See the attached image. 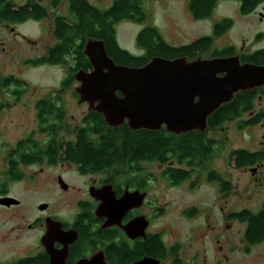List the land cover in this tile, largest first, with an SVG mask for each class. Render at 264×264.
Wrapping results in <instances>:
<instances>
[{
	"label": "flooded vegetation",
	"instance_id": "flooded-vegetation-1",
	"mask_svg": "<svg viewBox=\"0 0 264 264\" xmlns=\"http://www.w3.org/2000/svg\"><path fill=\"white\" fill-rule=\"evenodd\" d=\"M34 1L38 6L37 8L45 10V15L41 16L43 11H39V13H34V16L26 17L25 13L31 11V8L27 12L25 10L28 0H0V26L11 31L13 39L20 40L18 42L20 44L22 40L27 41V43H35L37 40L27 38L15 29L20 25L40 24L51 17L52 43L47 44L46 41H43V47L38 50V54L33 58H26L24 62L28 66L36 67L49 64L54 67L59 64L47 61L51 55L50 51L57 45L58 41L53 34L54 16L63 15L66 18H71L70 4L68 0H58L55 5L52 3L56 0H48L47 3H44V0ZM86 1L100 10H105L110 6L112 0L108 6L103 8L93 4L90 0ZM223 2L234 3L237 14L241 18L255 17L254 20L260 27L254 32L249 43L243 40L239 44L224 46L213 44L211 50L204 53L205 58L203 54L200 56L204 60L238 57L237 59H239L241 65L264 66V0H218L216 6ZM63 4L66 5L67 14L59 13ZM6 6L13 14L7 15L5 13ZM50 13H53L52 16H50ZM230 19L231 24L225 31L234 24V20ZM40 29L45 32L46 26ZM18 36L22 37V40L17 38ZM225 48L228 49L227 54L210 56L213 49ZM67 60H71L72 64L74 62L71 56L66 58ZM10 78L11 82H14V80L21 82L22 86L16 88L18 91L21 89L26 90L25 81L20 78L13 75L0 76L2 80ZM13 88V85L9 87L4 85V88L0 89V96L10 94L15 99L11 94ZM22 92L19 93V98L22 96ZM233 98H236V104L241 110L239 115L233 121L223 122L213 128L207 127L202 132L213 140L209 147L210 157L200 160L196 165L184 163L182 167L190 170L191 174L180 183L174 184L163 176V179L168 181L172 187H179L189 181L188 187L195 188L200 183V175L204 174V183L222 192L218 180L222 176L213 167V160L216 159L220 148V142L214 135H216L217 130L223 129V126L233 123L239 131L245 132L249 128L261 126L262 120H264V85H256L249 90L238 91ZM242 99L244 100L242 101ZM0 104L4 105L3 108L8 103L0 101ZM47 135L45 131L41 130V126H37L34 133L27 135L25 138L17 139L2 158L5 169L0 170V197H10L17 202L9 205L0 203V225L6 222L8 226L6 234L0 236V246L14 249L6 256L0 257V264H134L145 258L157 259L158 264H187L182 257V245L179 242L168 244L162 238L161 231L151 227L153 219L161 214L163 210L156 206L155 200L149 199V188L156 181L157 176H154L155 174L148 168H153L154 164L164 165L165 167H178V164L176 166L169 165V162H175L176 160L160 164L153 159L139 158L135 161L136 170H129V166L126 164L122 166L115 164L98 170L84 171L74 162L70 163V161L58 155L47 154V144L51 141L47 139ZM30 142L33 145L31 150L29 149ZM260 144L263 146V150L255 152H259L262 158L253 165L241 169H249L250 172L255 174L258 169L260 170L264 166V140ZM124 161H129V159ZM65 167L68 171L63 170ZM48 171L49 173L50 171L53 172L50 179H48ZM68 174H71L75 179H80L82 185L71 184L70 178L67 177ZM193 176L194 179H192ZM258 179L254 178V181L257 182ZM47 181L51 182L52 194L47 190ZM22 183L28 187L27 190L33 189L34 185L38 183L42 195L40 194L37 202L32 200L33 195H30L32 192L19 188ZM61 183H64L63 186ZM230 189H232L231 186L228 191L222 193L227 195ZM16 191H18L17 194ZM124 196H128L127 198L132 205L123 214L120 225L104 226L106 217L97 213L100 205L105 201L115 204L117 200ZM142 196L143 198H141ZM63 202L70 205V209L66 210L65 213L60 209ZM142 217L144 218L142 219ZM137 218H141L140 226L132 228L128 234L124 226ZM50 223L55 225L60 223L61 230L64 232L70 231V233L64 236L61 234L48 237L47 230ZM160 242L163 248L161 257L155 253L147 252L148 249H156L157 244ZM174 247L176 248V257L171 252ZM48 249L52 251V256Z\"/></svg>",
	"mask_w": 264,
	"mask_h": 264
},
{
	"label": "rangeland",
	"instance_id": "rangeland-1",
	"mask_svg": "<svg viewBox=\"0 0 264 264\" xmlns=\"http://www.w3.org/2000/svg\"><path fill=\"white\" fill-rule=\"evenodd\" d=\"M110 1L90 0L101 8L108 6ZM188 1L144 0L148 17L143 22L121 21L113 26L119 46L133 55L142 54L143 51L137 45L135 37L146 26L155 27L161 37L172 46L192 43L199 37L210 36L213 33L214 23L222 17L232 18L234 24L215 38L216 46L239 44L243 40L249 43L254 32L260 27L256 24L255 17L241 18L235 9L236 5L231 2L218 4L208 18L194 19L187 11ZM47 2L48 0H44V3ZM65 7L66 5L63 4L59 13L67 14ZM52 14L50 13V16ZM51 23L50 17L40 24L18 26L15 29L18 33L37 40L35 43H27L18 36L17 38L22 40L21 44L18 43L20 40L13 39L11 31L0 26V76L13 75L25 81L26 85V90L18 100L13 99L10 94L0 96L1 102L8 103L7 107L0 109L1 171L5 169L2 158L13 143L35 132L37 120L34 104L38 99L52 95L57 98L58 105L65 110L64 126L57 134L56 141L74 140L73 130L88 112V105L80 104L74 91L79 85L77 81L74 80L68 88L61 86L63 78L68 75L71 60L54 67L49 64L34 67L24 62L26 58H33L38 54V50L43 47V41L47 44L52 41ZM43 26H46L45 32L40 29ZM262 121L261 126L249 128L246 132L239 131L234 123L226 125L214 135L220 142V148L216 159L213 160V167L230 183L232 189L227 195L205 184L204 174L200 175V183L195 188L188 187L189 181L179 187H172L161 175L164 165L154 164L153 168H148L155 174L154 176H157L156 181L149 188V199L155 200L156 206L163 210L153 219L151 227L161 231L162 238L168 244L179 242L182 245V257L187 264H264V241L251 246L246 252L243 238L245 224L227 217L229 213L242 209L257 212L264 202V166L253 174L249 169L234 168L229 160V154L236 148H247L250 151L263 150L260 144L264 140V120ZM47 139L52 138L47 135ZM169 165L176 166L177 163L172 161ZM63 170L68 171L66 167ZM52 173L47 172L48 179L51 178ZM67 177L70 178L71 184L82 185L81 180L75 179L71 174ZM254 178L259 179L255 182ZM19 188L32 192L30 195H33L32 200L35 202L42 193L39 191L38 183L33 189L29 186L30 190H27L28 187L24 183ZM51 188V182L47 181V190L52 194ZM46 196L49 197L48 194ZM190 207L197 209L196 214L186 217L182 212ZM60 209L65 213L70 209V205L63 202ZM7 228L6 222L0 225V233L2 232L0 236L6 234ZM13 250L10 247L0 246V257L6 256Z\"/></svg>",
	"mask_w": 264,
	"mask_h": 264
},
{
	"label": "trees",
	"instance_id": "trees-1",
	"mask_svg": "<svg viewBox=\"0 0 264 264\" xmlns=\"http://www.w3.org/2000/svg\"><path fill=\"white\" fill-rule=\"evenodd\" d=\"M57 1L52 4L55 5ZM68 1L72 17L54 16L53 34L58 41L57 45L50 51L51 55L47 60L53 64H63L66 63V58L73 57L74 62L69 65L68 75L61 82V86L64 88H68L73 83L74 79L72 78L76 71L91 68L88 58L82 53L88 38L104 40L105 52L116 64L141 67L156 56L168 59L187 56L189 59H195L201 54L209 52L215 38L231 24L230 18H222L215 22L213 33L210 36H202L192 43L178 46L169 45L155 27L146 26L135 37L136 43L143 53L133 55L119 46L113 26L121 21L143 22L148 17L144 0H112L110 6L105 10L90 5L86 0ZM217 1L189 0L187 11L194 19H205L212 15ZM26 5V12L31 8L30 12L25 13L26 17L34 16V13L43 11L37 8L34 0H28ZM44 11L41 16L46 14ZM5 13L7 15L13 14L10 13L8 6L5 7ZM227 51V48L213 49L210 56L225 55L228 53ZM1 80L0 89H3L4 85L6 87L14 86L11 94L15 100L19 98V93L25 90L18 91L16 89L22 86L18 80H14V82H11V78ZM235 100L236 98H233L215 110L207 119V127L213 128L223 122L233 121L241 111ZM2 106L4 105L0 104V109ZM34 106L36 108L37 126H41V130L52 138L47 144V154L58 155L70 163L74 162L84 171L98 170L115 164L120 166L126 164L129 166V170H136L135 161L139 158L153 159L160 164L176 160L175 162L179 166H166L161 175L177 184L191 174L190 170L182 167L184 163L196 165L200 160L210 157L211 154L209 147L213 140L205 136V133L192 131L177 135L168 132L165 128L158 132L146 129L132 130L127 127V124L120 127H109L106 125L103 116L92 110H88L81 118L80 124L74 128V140L56 141L57 134L64 126L65 110L61 105H58L57 98L52 95L37 100ZM31 148H33L32 143L29 146L30 150ZM260 158L262 157L259 152H252L243 148L234 149L229 154V160L234 163V167L237 169L253 165ZM125 159H129V161H124ZM218 180L221 191H228L230 183L222 177H219ZM196 211L195 207H190L182 213L186 217H191L196 214ZM227 217L245 224L243 238L246 252L250 250L251 246L264 241V202L257 212L242 209L238 212L229 213ZM175 249V247L172 248L171 252L176 257ZM162 250L160 242L156 249H148L147 252L155 253L161 257Z\"/></svg>",
	"mask_w": 264,
	"mask_h": 264
},
{
	"label": "water",
	"instance_id": "water-1",
	"mask_svg": "<svg viewBox=\"0 0 264 264\" xmlns=\"http://www.w3.org/2000/svg\"><path fill=\"white\" fill-rule=\"evenodd\" d=\"M105 51L104 40L88 38L82 53L91 68L79 69L72 79L79 83L74 88L78 102L102 115L109 127L127 124L132 130L157 132L165 128L177 135L204 132L208 117L230 102L236 92L264 85V66L241 65L238 57L204 60L201 56L195 59L156 56L144 66L132 67L116 64ZM127 197L115 204L105 201L100 205L97 213L106 217L104 226L120 225L123 214L132 205ZM16 202L10 197H0L1 204ZM140 220L124 226L128 234L140 226ZM47 231L48 237L70 233L62 231L60 223L48 224ZM48 252L53 255L50 249ZM158 263L157 259L145 258L134 264Z\"/></svg>",
	"mask_w": 264,
	"mask_h": 264
}]
</instances>
